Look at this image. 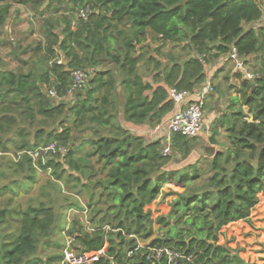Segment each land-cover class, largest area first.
I'll list each match as a JSON object with an SVG mask.
<instances>
[{
  "label": "trees",
  "instance_id": "trees-1",
  "mask_svg": "<svg viewBox=\"0 0 264 264\" xmlns=\"http://www.w3.org/2000/svg\"><path fill=\"white\" fill-rule=\"evenodd\" d=\"M15 4L36 16L46 13L40 11L46 0H0V32ZM82 6L91 13L74 31L75 11ZM46 8L64 13L41 22L44 41L34 51L46 53L37 69L0 75V180L9 186L14 173L51 171L55 183L78 184L66 207L87 210L83 217L90 221L70 233L76 231L84 248L89 241L108 242L107 257L96 264H109L111 256L124 264H149L137 250L138 240L193 255L198 264H246L216 243L224 227L250 220L264 192V72L254 83L236 76L233 115L223 114L215 127L225 131V149L212 159L193 156L194 140L180 135L173 136L172 154L164 157L160 142H148L138 132L156 128L172 114V88L192 91L204 82L199 56L215 61L233 45L243 57L264 51V28H254L263 18L259 2L49 0ZM167 45L173 48L164 52ZM176 46L182 47L179 59L172 54ZM59 58L65 63L58 64ZM77 70L93 76L69 101ZM38 82L48 84L47 96L55 89L65 102L47 98ZM74 131L91 135L83 144L98 156L99 180L75 160L83 148L74 152ZM52 142L69 154L64 162L54 156L44 165L40 160L38 170L27 153ZM9 152L22 153L23 160L6 158ZM6 189L0 186L8 209L0 217L18 218L20 232L8 237L0 229V264H37L39 237H49L58 220L53 200L24 211L19 192ZM160 199L166 205L159 211ZM106 226L114 231L105 234Z\"/></svg>",
  "mask_w": 264,
  "mask_h": 264
},
{
  "label": "built area",
  "instance_id": "built-area-1",
  "mask_svg": "<svg viewBox=\"0 0 264 264\" xmlns=\"http://www.w3.org/2000/svg\"><path fill=\"white\" fill-rule=\"evenodd\" d=\"M80 19L85 23L90 16L89 8H82L79 13ZM199 59L204 67L205 80L192 91L178 90L172 88L169 92L170 100L174 103L175 109L172 114L156 128L146 131V136L149 137V142H160L161 151L164 157L172 154L173 136L180 135L188 139H193L203 133L205 126V111L207 104V96L215 92L213 85V66L216 61L220 67L226 64H233L237 74L242 75L243 79L254 83L262 77V74L255 73L246 57L240 56L238 48L233 45L226 54H223L215 61H211V57L207 54L199 56ZM57 61V59L55 60ZM58 64H64V60L59 58ZM93 71L77 70L73 72V84L67 93V98H72L77 92L82 91L87 82L92 79ZM48 96L56 102L63 99L55 89L48 92ZM33 160L34 167L40 170L39 161L42 160L43 165L48 156L50 158L61 157L63 162L69 154V149L57 142H52L46 147H40L37 150L27 153ZM23 156L19 153L15 157V161H19ZM70 213H78L71 209ZM85 216L87 211L82 212ZM71 224L68 226V232L71 230ZM226 226L224 228H227ZM223 228V229H224ZM222 229L219 235V241L216 243L219 246L225 245L232 250L234 255L241 258L242 261L249 264H257L254 259L256 253L261 250L260 243H249L246 245V237L242 236L241 232H235L228 235V231ZM105 234L114 231L111 227L104 228ZM232 232L234 230L231 229ZM238 236L242 238L236 240ZM79 237V236H78ZM77 237V238H78ZM76 238V239H77ZM74 239L67 237V247L63 250L62 260L59 264H96L103 257H107L108 242L104 241V247L101 250L86 251L84 249H75L71 246ZM137 250L143 251V258L149 264H198L195 263V256L187 255L175 248L169 246L150 245V241H137ZM248 255V256H247ZM132 257V255H130ZM109 264H124L115 256L108 257Z\"/></svg>",
  "mask_w": 264,
  "mask_h": 264
},
{
  "label": "rangeland",
  "instance_id": "rangeland-1",
  "mask_svg": "<svg viewBox=\"0 0 264 264\" xmlns=\"http://www.w3.org/2000/svg\"><path fill=\"white\" fill-rule=\"evenodd\" d=\"M49 0H46V2ZM58 5H63L64 2L56 1ZM73 6V5H71ZM84 8V6L79 7L75 11V19L72 23V29L75 31L77 30V22L80 19L79 13L80 10ZM90 10V8H89ZM29 13V12H27ZM64 13V10L60 11L59 14H55L53 10H50L46 8V13L43 16H32V20H29L27 24H24L20 29L18 34H15L12 32L10 34L8 31L5 30V27L2 29L1 35H0V70L6 71V72H12L17 73L20 71L26 72L31 69L36 70V65H39V59L42 55L46 53L45 49L43 48L42 53L36 54L34 50H36L38 44L42 43L44 41V35L43 32L40 30L42 24L41 22H44L46 18L49 16L52 17H60ZM91 13V10H90ZM38 17V19H36ZM27 20V19H26ZM84 22V21H83ZM45 46V45H44ZM173 46L167 45L165 48H163L164 52H167L168 50H172ZM181 46L175 47V52H172L174 58L179 59L180 56L177 53H180ZM149 62V61H148ZM146 60H144L143 64L148 63ZM251 69L255 73L262 74L264 72V69H261L258 65H254L252 60L249 61ZM52 61L49 62V66L51 67ZM99 68V67H98ZM263 71V72H262ZM38 85L43 92V94L48 98L47 94V85L44 84L42 86L41 83L38 82ZM80 92V91H79ZM78 93V92H77ZM75 98V95L72 98H67V100L71 101V99ZM53 100V99H52ZM55 101V100H54ZM53 101V102H54ZM65 102V99H63L60 102H56V104H59L61 102ZM208 109V106H207ZM210 110V106H209ZM18 116L22 117L20 114H17ZM207 117V111H205V118ZM59 121L57 125H55L52 130L57 129L59 127ZM152 130V129H150ZM89 133V132H88ZM146 135L145 133H143ZM73 140L71 145L73 146L74 152L78 148H83L82 151H79L77 155H75V160L80 165L81 168L92 170L93 173H96L94 175V179L99 180V161L98 156H95L93 153L94 150L91 148L88 144H83L85 140L89 139L91 135H87L85 137H81V132L74 131L73 132ZM6 137V136H5ZM149 139V137H148ZM196 138L190 139L195 140ZM149 142V141H148ZM10 147L13 146V143L11 142L9 144ZM25 164H27L26 161H24ZM0 163H3V161H0ZM101 173V172H100ZM26 177V179L22 177ZM24 176H17L14 183H9L10 188L13 190H16L19 192L20 196L18 197V201L22 204V209L25 211L30 205H36L38 206L41 202H49L50 200H53V206L58 205L61 207L60 210H56L58 220L57 223L52 231V234L49 237L42 236L39 237L38 240V255L39 258L37 261V264H59L62 260V253L63 250L67 247V237L74 239L71 242V246L75 249H84V245L82 241H79L78 234H76V231L68 232V226L71 224V228L78 227V224L83 222H87L86 224H89L88 218L86 219L87 215L85 216L82 214V212L78 213H70L69 208L66 207V198L67 196L73 197L74 196V189L78 186L75 182H71L69 185H66L65 182L60 181L58 183H55L53 180V176L51 174V171H48V173H41L37 172L36 175H32L29 173H26ZM32 177V179H31ZM35 181V182H34ZM2 180H0L1 184ZM2 183H5L3 181ZM46 185L47 187L43 188V186ZM68 186V187H67ZM79 188V187H78ZM1 192V191H0ZM4 198L0 197V214L2 211H7V204L3 202ZM33 200V201H31ZM30 202H33L30 204ZM159 211L163 210L165 208L166 203L162 202L161 199L159 201ZM157 206L155 205V209ZM169 208V206H168ZM168 210V209H167ZM165 210L163 213H161L159 216L165 214L167 212ZM87 211V210H84ZM83 211V212H84ZM159 211H156V214L159 213ZM85 216V217H83ZM89 226V225H88ZM20 221L18 218L11 219L8 217L6 220H4L3 217H0V229H4V234L9 237V234H17L20 232ZM156 230L157 227H156ZM254 234H257L258 241L261 242V244L264 246V237L261 239L262 234L261 232H257L256 230ZM247 236V235H245ZM252 236H247L246 245H249V243L254 242L251 238ZM141 241V240H140ZM143 242V241H141ZM248 256V255H247ZM261 259L260 256H254V259ZM51 262V263H50Z\"/></svg>",
  "mask_w": 264,
  "mask_h": 264
},
{
  "label": "crops",
  "instance_id": "crops-1",
  "mask_svg": "<svg viewBox=\"0 0 264 264\" xmlns=\"http://www.w3.org/2000/svg\"><path fill=\"white\" fill-rule=\"evenodd\" d=\"M257 2H259L263 10V18L258 24L254 26L256 30L260 28H264V0H257ZM48 3L49 1H47L45 6L40 9L41 12L46 11V6L48 5ZM10 13L11 15L5 25L6 26L5 30L8 31L10 34H12V32L18 34L19 29L24 24H27L29 20H32V16L35 17V15L32 14L28 10V8L20 4H15ZM36 19H38V17ZM246 59L248 63L249 61L252 60L254 65H258L261 69H264V51H260L258 54H254L249 57H246ZM5 73H12V72H6L0 70V75L2 74L4 75ZM213 75H214L213 85L215 86V92L207 96V104H206L207 117L205 118L204 130L203 133L200 136L196 137V139L194 140V148L192 151V155L196 156L197 158L212 159L215 154L225 149L224 147V143L226 139L225 131L221 128H218L216 130L215 127L221 120L223 114L227 113L229 117H232L233 111H230L229 108L232 105V100L237 96V91L239 87V81L236 78L238 74L234 70L233 64H226L225 66L220 67V64H218L215 61L213 66ZM209 106H210V110H209ZM244 111H247V109L244 108ZM133 131L137 132V130H133ZM146 131H149V129L141 130L138 133L145 136L147 138V141H150V139H148V136L143 134ZM1 155L2 153L0 152V156ZM6 156H7L6 158L9 159L10 158L15 159L16 157L13 152L7 153ZM23 157L24 155L21 157L22 160ZM0 161H4V160L0 159ZM3 169L5 170L6 168ZM41 172L43 173V171ZM14 175L16 177L10 178L9 183H14L17 176H21L17 173H14ZM0 186L1 188L8 187V189H6L7 191L4 192H8L10 190L9 188L10 186H8L6 183L0 184ZM259 199H260V203L257 206V208L253 210L249 221H238L235 223H231L228 225L229 227L224 228L223 230L225 232L228 231L229 232L228 235L234 234L235 232H241L242 236L246 238L247 236L251 235L252 236L251 238L254 241L252 242V244L255 243L261 244V242L258 241L259 239L257 234H254L255 231H253V229L256 230V233L261 232L262 234L261 239L264 237V192L259 195ZM231 229L234 230V232H232ZM241 238H242L241 236H238L236 240H240Z\"/></svg>",
  "mask_w": 264,
  "mask_h": 264
},
{
  "label": "water",
  "instance_id": "water-1",
  "mask_svg": "<svg viewBox=\"0 0 264 264\" xmlns=\"http://www.w3.org/2000/svg\"><path fill=\"white\" fill-rule=\"evenodd\" d=\"M146 61L148 62L149 59H147ZM230 116H231V115H230ZM160 174H162V173H160ZM54 208H55L56 210H60V209H61V207L58 206V205H54ZM103 247H104V242H103L101 245H99V246H93V245L91 244V241H89V242L87 243V248H85L84 250H86V251H91V250H101Z\"/></svg>",
  "mask_w": 264,
  "mask_h": 264
},
{
  "label": "flooded vegetation",
  "instance_id": "flooded-vegetation-1",
  "mask_svg": "<svg viewBox=\"0 0 264 264\" xmlns=\"http://www.w3.org/2000/svg\"><path fill=\"white\" fill-rule=\"evenodd\" d=\"M222 246H225V245H222ZM260 247H261V250L258 251V253L255 254V257L256 256H260L261 259H257V264H263L264 263V246L260 244ZM246 264H249V263H246Z\"/></svg>",
  "mask_w": 264,
  "mask_h": 264
}]
</instances>
